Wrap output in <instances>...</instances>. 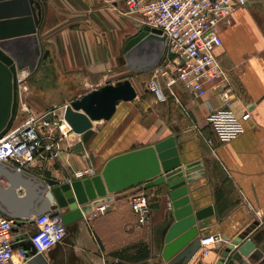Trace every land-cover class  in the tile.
<instances>
[{"label": "crops", "instance_id": "crops-1", "mask_svg": "<svg viewBox=\"0 0 264 264\" xmlns=\"http://www.w3.org/2000/svg\"><path fill=\"white\" fill-rule=\"evenodd\" d=\"M33 1L42 14L38 36L45 58L37 72L28 77L29 93L18 97L16 125L28 114L67 104L125 79L130 80L137 97L120 102L110 120L93 123L92 129L82 135L69 136L55 159L26 174L36 180L71 182L77 180V172L88 167L98 173L115 154L173 136L182 165L198 162L201 166L191 174L193 181L186 184L191 204L195 209L213 207L214 214L205 220L200 235L218 238L207 247V254L201 245L188 264H215L228 244L226 240L264 216V0H249L245 6L235 8L230 22L219 28L222 45L215 56L235 90L232 110L238 116L249 111L250 118L244 123L243 133L226 143L215 142L214 151L204 141L212 138L207 117L220 106L212 89L198 98L176 86V97L160 102L146 87L151 70L126 68L123 48L144 25L139 16L126 14L124 0ZM131 73L134 78L129 77ZM143 74L148 75L146 82L141 80ZM45 83L52 89L44 88ZM53 90L55 94H50ZM13 123L11 127L16 126ZM5 168L13 169L7 164L0 167ZM1 185L6 187L8 183ZM135 191L144 192L150 201L145 224L138 223L130 207ZM22 195L20 188L12 195L0 193V209L7 210L9 203L19 205L16 201ZM109 198L104 214L94 219L89 214L66 226L63 241L42 255H35L28 240L35 229L34 217L19 220L26 225H15L14 248L34 259L27 264H148L152 259L167 263L165 236L175 221L167 186H139ZM254 235L256 249L236 264H261L255 251L264 257V222Z\"/></svg>", "mask_w": 264, "mask_h": 264}, {"label": "water", "instance_id": "water-1", "mask_svg": "<svg viewBox=\"0 0 264 264\" xmlns=\"http://www.w3.org/2000/svg\"><path fill=\"white\" fill-rule=\"evenodd\" d=\"M35 6L33 0H0V137L11 127L17 114V73L26 71L33 75L45 58L38 36L42 14ZM3 11H7L6 16ZM165 50L166 36L158 29L143 26L123 48L125 66L137 71L152 70L160 63ZM136 97L137 92L128 79L107 84L66 104L64 119L75 134L82 135L92 129L93 123L110 120L120 102H131ZM182 164L175 138L169 136L157 143L115 154L105 161L98 173L71 182L60 183L51 178L36 180L14 169H0V176L10 184L7 191L0 189L3 195L30 187L24 199L15 200L19 205L9 203L7 210L0 211L13 218L15 225L19 219L49 213L51 218H60L63 225L68 226L91 214L96 206L109 202L113 194L139 186L165 184L175 220L166 232L165 260L167 264H188L201 246L200 229L214 211L212 206L195 209L191 204L186 184L193 181L191 174L201 166L198 162ZM2 165L0 163V167ZM34 184L36 187L32 188ZM31 204L34 206L29 208ZM263 222L264 216L254 220L232 240H226L228 244L215 264H236L240 257L253 252L257 240L254 231ZM255 254L264 264L261 252L256 250Z\"/></svg>", "mask_w": 264, "mask_h": 264}, {"label": "built area", "instance_id": "built-area-1", "mask_svg": "<svg viewBox=\"0 0 264 264\" xmlns=\"http://www.w3.org/2000/svg\"><path fill=\"white\" fill-rule=\"evenodd\" d=\"M249 0H124L127 15L139 16L144 26L158 29L166 36V50L163 59L153 68L147 83V90L158 101L176 97L175 87L181 86L193 97H204L212 89L220 106L212 110L207 123L212 138H204L211 150L215 142L226 143L244 131V123L250 112L240 116L232 110L235 90L226 71L218 62L215 51L221 47L219 28L230 22L235 8L245 6ZM29 74L17 73L18 97L29 91ZM65 105L46 109L39 114H28L22 121L9 128L0 137V163L14 170L26 173L29 169L50 159H55L65 139L75 134L64 119ZM88 167L75 174L76 179L94 175ZM130 207L139 224H145L150 214V201L141 191L130 197ZM107 211V205L94 208L90 218H97ZM15 220L0 211V264H27L32 257L22 249H15L12 232ZM35 229L28 240L35 255H42L63 241L67 235L66 226L60 218H51L49 213L34 217ZM204 253L207 247L218 241L217 237L202 238ZM148 264H167L152 259Z\"/></svg>", "mask_w": 264, "mask_h": 264}, {"label": "rangeland", "instance_id": "rangeland-1", "mask_svg": "<svg viewBox=\"0 0 264 264\" xmlns=\"http://www.w3.org/2000/svg\"><path fill=\"white\" fill-rule=\"evenodd\" d=\"M133 75H134V74L131 73V74L129 75V77L134 78ZM142 76H143V78H142L141 80H142L143 82H146V80L148 79V75H147V74H143ZM49 83L52 84V79L49 80ZM46 84H48V83H45V85H43L44 88H46V89H52L53 86H52L51 84H48V85H46ZM136 87H137V91H138V93L140 94V92H141L140 87L137 86V85H136ZM52 93L55 94V90L51 91L50 94H52ZM68 103H69V102H67V104H68ZM62 105H64V104H60V105L55 104L54 107H53V109L58 110V111H57V113H58V112H60L59 107L62 106ZM51 109H52V108H51ZM17 123H18V117H17V119H15L13 125H16ZM74 136H75V135H73V137H74ZM34 168H36V167H34ZM5 180H6V178H5ZM5 180L3 179V177L0 178V189L3 190V191H7L8 189H10V184H9V182H8V181H5ZM4 182H7V183H8V186H6V187L2 186L1 184L4 183ZM31 186H32V185H31ZM33 187H36V184H34V185L32 186V188H33ZM20 189H21V191L23 192V195L21 196L20 199H24V198L26 197V191H27L28 189H30V187H27V186H26V187H22V188H20ZM253 216H257V214L254 213ZM23 219H24V218H23ZM19 220H21V219H19ZM25 225H26L25 222L22 221V222H18L17 227H19V226H25Z\"/></svg>", "mask_w": 264, "mask_h": 264}, {"label": "bare ground", "instance_id": "bare-ground-1", "mask_svg": "<svg viewBox=\"0 0 264 264\" xmlns=\"http://www.w3.org/2000/svg\"><path fill=\"white\" fill-rule=\"evenodd\" d=\"M38 205H39V204H38ZM202 240H203V239H202V238H200L201 244H202ZM198 251H199V250H198ZM198 251H197V252H198ZM195 255H196V254H195Z\"/></svg>", "mask_w": 264, "mask_h": 264}, {"label": "trees", "instance_id": "trees-1", "mask_svg": "<svg viewBox=\"0 0 264 264\" xmlns=\"http://www.w3.org/2000/svg\"><path fill=\"white\" fill-rule=\"evenodd\" d=\"M217 198H218V195H217ZM151 208V207H150Z\"/></svg>", "mask_w": 264, "mask_h": 264}]
</instances>
